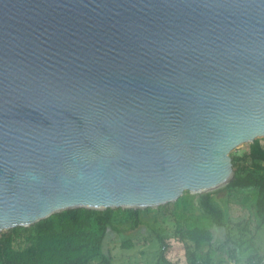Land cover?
I'll return each mask as SVG.
<instances>
[{"label": "water", "instance_id": "95a60500", "mask_svg": "<svg viewBox=\"0 0 264 264\" xmlns=\"http://www.w3.org/2000/svg\"><path fill=\"white\" fill-rule=\"evenodd\" d=\"M264 138V0H0V232L146 209Z\"/></svg>", "mask_w": 264, "mask_h": 264}, {"label": "trees", "instance_id": "16d2710c", "mask_svg": "<svg viewBox=\"0 0 264 264\" xmlns=\"http://www.w3.org/2000/svg\"><path fill=\"white\" fill-rule=\"evenodd\" d=\"M230 156L234 171L232 180L219 190L205 193L208 197L201 205L193 204L188 191L175 202L168 203L172 205L168 214L176 223L173 237L183 243L186 264H220L224 262V255L234 264H240L245 251H250L246 256L247 264H264V250L255 245L260 230L264 229V148L255 140ZM219 192L255 196L250 204L259 221L254 232L251 218L234 226L230 218L225 220L221 204L210 198ZM168 204L157 209L167 208ZM198 209L202 210L199 214L207 220L206 224H201L193 214ZM149 210L154 209L77 208L55 213L30 226L3 230L0 232V264H111L110 256L104 254L106 240L111 237L120 242L117 243L119 248L132 251L135 244L126 234L135 231L140 234L138 230L143 226L149 227L146 240L152 245L158 244L160 263L169 264L165 257L171 246L169 237L151 228L141 217ZM216 235L221 243L214 248Z\"/></svg>", "mask_w": 264, "mask_h": 264}, {"label": "rangeland", "instance_id": "374dc122", "mask_svg": "<svg viewBox=\"0 0 264 264\" xmlns=\"http://www.w3.org/2000/svg\"><path fill=\"white\" fill-rule=\"evenodd\" d=\"M257 140L264 148V138H258ZM246 145L247 144L237 148L235 151H240ZM190 194L192 195L193 204L197 207L201 205L203 201L208 197L205 193ZM210 198H213L221 204V207L224 209L223 211L225 213V220L230 218L232 221L231 225L234 226L237 222L242 223L244 220L251 218L252 232L255 231V228L259 221L255 216V211L253 209L254 206L250 205L251 202H254L255 200V196L253 194L249 195L234 192L229 195V193L226 192H219L215 195H211ZM152 209L154 210H149L148 212L142 213L141 217L144 223L148 224L151 228L156 229L158 232L166 234L167 237H169L171 246L165 252L167 262L169 264H186L185 249L183 243L179 238H175L176 236L173 237V235L175 234L176 223L173 219V216L168 214V211H172V205H169L167 208L163 209ZM201 211L202 210L198 209L197 211H194L193 214L198 217L201 224H206L207 220H205L203 216L200 215ZM138 231L140 232V234L137 233V231L127 232L126 234L127 238L131 239V241L135 244V247L132 249V251L129 252L127 249H121L118 247L119 244L117 243H120L119 241L113 240L111 237L106 240L107 248L104 250V254H106L108 257L110 256L111 264H164L160 263L161 260L159 259L157 252L158 244L154 243L152 245L150 244V241L146 240V236H148L149 234V227L143 226L142 228H139ZM214 231L217 233L219 232L218 229H214ZM141 234H144L145 236H141ZM259 234L260 237H257V239L255 240V245L264 250V229H261ZM217 237V235L214 236V248L221 243L218 241ZM152 240H154L155 242L154 238ZM204 250H207V248H205ZM215 250V252H217V249ZM249 253L250 251L244 252V256L241 257L242 261L240 264H247L246 256ZM221 256L223 258V255ZM123 258L125 259V262L123 261ZM223 259L224 262H221L220 264H234L232 260H228L226 255H224Z\"/></svg>", "mask_w": 264, "mask_h": 264}, {"label": "crops", "instance_id": "0c3cea01", "mask_svg": "<svg viewBox=\"0 0 264 264\" xmlns=\"http://www.w3.org/2000/svg\"><path fill=\"white\" fill-rule=\"evenodd\" d=\"M262 146V145H261Z\"/></svg>", "mask_w": 264, "mask_h": 264}]
</instances>
